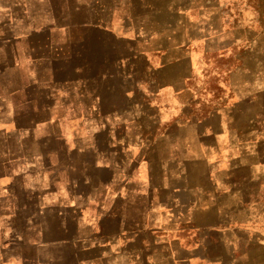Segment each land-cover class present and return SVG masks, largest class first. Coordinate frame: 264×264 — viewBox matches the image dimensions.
<instances>
[{
    "label": "crops",
    "instance_id": "0c3cea01",
    "mask_svg": "<svg viewBox=\"0 0 264 264\" xmlns=\"http://www.w3.org/2000/svg\"><path fill=\"white\" fill-rule=\"evenodd\" d=\"M212 3L0 0V264H264V75L208 65Z\"/></svg>",
    "mask_w": 264,
    "mask_h": 264
},
{
    "label": "rangeland",
    "instance_id": "374dc122",
    "mask_svg": "<svg viewBox=\"0 0 264 264\" xmlns=\"http://www.w3.org/2000/svg\"><path fill=\"white\" fill-rule=\"evenodd\" d=\"M212 2V8H216L218 16V0H212ZM221 5L222 22L220 24L222 30L228 33L221 36L224 46H221L222 50L209 54L208 65L221 62L229 69L231 66L241 65L246 50L251 44L254 48V73L264 75V0H221ZM213 28L218 30V18L213 22ZM236 28L239 34L232 33ZM236 57L242 60L238 59L239 62H236ZM259 232L263 234V228L260 227ZM238 246V251H246L247 245L239 243ZM214 249L218 251V247L215 246ZM262 260L264 258L257 259V262Z\"/></svg>",
    "mask_w": 264,
    "mask_h": 264
}]
</instances>
